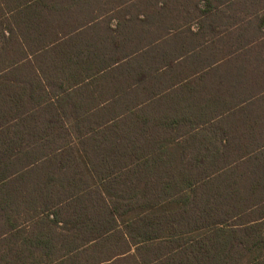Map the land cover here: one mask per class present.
Segmentation results:
<instances>
[{"label": "trees", "instance_id": "obj_1", "mask_svg": "<svg viewBox=\"0 0 264 264\" xmlns=\"http://www.w3.org/2000/svg\"><path fill=\"white\" fill-rule=\"evenodd\" d=\"M147 1L0 0V264H264V72L92 48Z\"/></svg>", "mask_w": 264, "mask_h": 264}, {"label": "crops", "instance_id": "obj_2", "mask_svg": "<svg viewBox=\"0 0 264 264\" xmlns=\"http://www.w3.org/2000/svg\"><path fill=\"white\" fill-rule=\"evenodd\" d=\"M180 2L184 5L178 11H173L172 7L156 9L153 1L125 4L119 9L129 10L126 16L120 18L117 13L113 19L99 18L84 28V35L101 39L98 45L93 44V49L121 60L126 57L123 61H132L134 65L151 67L164 56L191 62V67L185 70L196 75L194 89L197 93L217 86L220 79L226 78L227 84L233 82L238 66L249 72H264V55L256 46L262 39L257 27L264 23V0ZM144 7L145 22L144 14L140 13V20L137 16V9ZM171 26L177 28H166ZM162 86L134 92L165 99L167 90ZM171 96L179 97V94Z\"/></svg>", "mask_w": 264, "mask_h": 264}, {"label": "rangeland", "instance_id": "obj_3", "mask_svg": "<svg viewBox=\"0 0 264 264\" xmlns=\"http://www.w3.org/2000/svg\"><path fill=\"white\" fill-rule=\"evenodd\" d=\"M148 2V1H147ZM261 12H263V11H261Z\"/></svg>", "mask_w": 264, "mask_h": 264}]
</instances>
